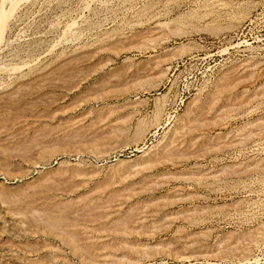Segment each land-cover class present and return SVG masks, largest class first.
<instances>
[{
    "label": "rangeland",
    "instance_id": "obj_1",
    "mask_svg": "<svg viewBox=\"0 0 264 264\" xmlns=\"http://www.w3.org/2000/svg\"><path fill=\"white\" fill-rule=\"evenodd\" d=\"M11 16L0 264H264V0H20ZM64 208L72 241L34 220Z\"/></svg>",
    "mask_w": 264,
    "mask_h": 264
},
{
    "label": "bare ground",
    "instance_id": "obj_2",
    "mask_svg": "<svg viewBox=\"0 0 264 264\" xmlns=\"http://www.w3.org/2000/svg\"><path fill=\"white\" fill-rule=\"evenodd\" d=\"M19 1L20 0H2L1 1V3L2 4H5L6 2H7V5H8V7L6 8V7H4V6H2L1 7V9H0V40H1V37H3V35H2V32H3V24L4 23H6V22H8L7 20L10 18V17H12L11 15H13V13H14V11L16 10V8H17V6H18V3H19ZM6 28V27H5ZM4 28V29H5ZM5 31V30H4ZM1 43V42H0ZM113 46V45H112ZM111 46V47H112ZM126 46V45H125ZM117 47V46H116ZM69 70V69H68ZM62 76H64V75H62ZM231 84V83H230ZM221 87V86H220ZM240 93V92H239ZM13 95H14V92H13ZM13 95L12 94H10V93H7L5 96H1L0 97V99L1 98H3L4 100L3 101H5L6 103H11L14 99H13ZM239 97V96H238ZM239 99V98H238ZM239 101V100H238ZM210 102V101H209ZM1 103V102H0ZM3 103V102H2ZM240 104H241V102H240ZM243 105V104H242ZM241 105V106H242ZM238 106H240V105H238ZM237 109V108H236ZM196 118V117H195ZM1 119V118H0ZM195 121V120H194ZM139 130V129H138ZM137 130V131H138ZM142 132V130L140 129L139 131H138V133L139 132ZM140 132V133H141ZM135 135H138L137 134V132H136V134ZM100 139V138H99ZM101 139H103V138H101ZM104 143V142H103ZM227 174V173H226ZM64 205V204H63ZM53 206H55V205H53ZM89 207V206H88ZM145 207V206H144ZM55 208V207H54ZM56 209H58V208H56ZM60 209V208H59ZM79 209V208H78ZM95 209V208H94ZM64 210H65V208L64 209H62V210H53V211H50L49 213L47 212H45L44 214V216L41 218H39V216H35L34 218V220L35 221H41V223L44 225V228L48 231V232H50L51 234H53V235H56V236H59V237H65V239L67 240V238H69L70 240L71 239H73V234H72V232H71V230H69V229H67L68 227L67 226H71L70 224H74V223H71L70 221H68L70 218H72V217H70L69 219H68V215H69V213L67 214V216L65 215L66 213L64 212ZM79 210H81V209H79ZM89 210V209H88ZM66 211V210H65ZM82 211V210H81ZM86 211V210H85ZM72 211L70 210V213H71ZM76 212V211H75ZM80 212V211H79ZM91 212L89 211V214H90ZM33 214V213H32ZM77 214V213H76ZM88 214V215H89ZM71 215V214H70ZM69 215V216H70ZM94 215H96V214H94ZM86 216V215H85ZM74 218V217H73ZM72 218V219H73ZM76 220V219H75ZM75 220H72V222L73 221H75ZM39 221V222H40ZM112 221V220H111ZM34 222V221H33ZM196 222V221H195ZM37 224V223H36ZM41 225V224H40ZM39 225V226H40ZM67 225V226H66ZM42 226V225H41ZM74 226V225H73ZM38 227V226H37ZM43 232V231H42ZM61 235H63V236H61ZM76 235V234H75ZM250 235V234H249ZM248 235V236H249ZM251 236V235H250ZM67 237V238H66ZM253 237V236H252ZM255 237V236H254ZM244 238V237H243ZM238 239V238H237ZM249 239V238H248ZM252 239V238H251ZM250 239V240H251ZM255 239V238H254ZM76 240V239H75ZM239 240V239H238ZM244 240V239H243ZM250 240H248V241H250ZM253 240V239H252ZM251 240V241H252ZM72 241V240H71ZM70 241V242H71ZM78 241V240H77ZM240 241H241V238H240ZM69 242V241H68ZM242 242V241H241ZM256 242V241H255ZM73 244H74V241L72 242ZM71 243V244H72ZM247 244H249V242L247 243ZM76 245V244H75ZM75 245H73V246H75ZM240 245H242V244H240ZM240 245H238V246H240ZM245 246V245H244ZM247 246V245H246ZM229 247V246H228ZM237 247V246H236ZM240 248H241V246H240ZM244 248V247H243ZM156 249V248H155ZM244 249H246V248H244ZM228 250V249H227ZM233 250H237V251H235V252H238V247L237 248H234L233 247ZM232 250V251H233ZM247 250V249H246ZM146 251V250H145ZM195 251V250H194ZM241 251V250H240ZM242 251H243V249H242ZM234 252V251H233ZM147 255V254H146Z\"/></svg>",
    "mask_w": 264,
    "mask_h": 264
}]
</instances>
